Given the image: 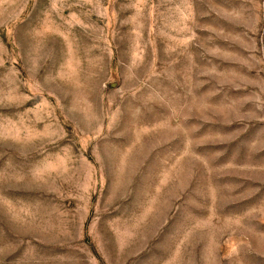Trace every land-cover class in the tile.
<instances>
[{
	"label": "rangeland",
	"instance_id": "rangeland-1",
	"mask_svg": "<svg viewBox=\"0 0 264 264\" xmlns=\"http://www.w3.org/2000/svg\"><path fill=\"white\" fill-rule=\"evenodd\" d=\"M0 264H264V0H0Z\"/></svg>",
	"mask_w": 264,
	"mask_h": 264
}]
</instances>
